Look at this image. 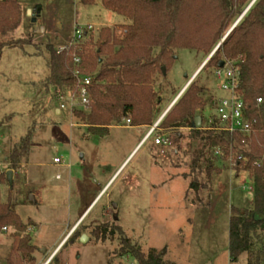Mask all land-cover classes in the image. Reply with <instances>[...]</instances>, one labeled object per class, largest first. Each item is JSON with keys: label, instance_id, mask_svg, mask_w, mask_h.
Listing matches in <instances>:
<instances>
[{"label": "rangeland", "instance_id": "rangeland-1", "mask_svg": "<svg viewBox=\"0 0 264 264\" xmlns=\"http://www.w3.org/2000/svg\"><path fill=\"white\" fill-rule=\"evenodd\" d=\"M18 1L23 6L22 23L7 38L25 39L30 45L5 47L0 58V173L5 176L0 177V203H13L29 225L36 255L42 256L47 248L45 259L68 224L73 226L86 211L50 259L54 258L52 264H138L121 250L125 237L144 252L156 248L176 264H232L231 209L253 206L252 182L246 172L228 162L210 179L204 169L193 171L190 128L169 133L157 129L138 145L158 119L151 127L137 129L125 118L108 135H92L73 115L80 102L61 99L53 87H44L49 69L44 54H35L36 46L44 49L52 43L57 50L66 48L76 26L86 25L93 27L97 40L103 27L117 28L128 21L105 9L99 0L91 6L80 0ZM28 8L35 12L29 14ZM213 51L205 55L175 50L176 59L166 76L158 74L155 83L162 110ZM194 79L204 90L206 105L198 116L202 127H207L215 102L226 93L213 66H203ZM31 128L28 158L11 169L6 157ZM157 136H170V144H155ZM9 170H13L12 184ZM103 224L108 232L98 236L95 228ZM16 233L12 227L0 232V264H9ZM261 260L264 264V247ZM246 261V256L239 260Z\"/></svg>", "mask_w": 264, "mask_h": 264}, {"label": "trees", "instance_id": "trees-1", "mask_svg": "<svg viewBox=\"0 0 264 264\" xmlns=\"http://www.w3.org/2000/svg\"><path fill=\"white\" fill-rule=\"evenodd\" d=\"M80 1L88 6L98 2ZM99 1L105 9L128 22L117 28L103 27L97 40L92 31L86 32L82 39L73 37L62 51L52 43L46 44L44 49L36 46L35 54H44L49 69L44 87H53L58 97L67 94L78 96L83 80L90 77L91 84L87 86L88 108L75 109L73 115L77 123L86 126L92 135H108L110 128L125 118L133 127H151L165 111L161 109V97L155 90L157 75L166 76L162 67L169 70L176 59L175 50L189 49L209 55L225 38L205 67H217L221 61H231L238 66V92L246 103L248 116L255 122L252 135L230 134L215 122L207 127L195 128L198 111L206 105L204 90L196 79L182 92L158 127L166 133L180 128L191 129L189 148L193 171L204 169L210 179L220 165L231 161L236 170L247 173L253 186V206L250 209L232 207L229 254L232 264H241L239 260L243 256L247 257L245 264H262L264 0H255L251 6L253 0ZM22 18L23 6L18 0H0V58L5 47L24 49L30 45L25 39L7 38L8 34L19 28ZM229 29L231 32L227 35ZM122 30L127 33L123 34ZM259 98L261 102H258ZM2 125L0 122V136ZM33 131L34 128H31L11 148L6 157L11 169L20 167L27 160ZM217 148L222 150V156L215 155ZM240 156L241 159H238ZM0 177L3 179L4 173H0ZM28 226L13 203H0V232L10 227L18 232L9 264H39L37 247L27 232ZM107 232V226L95 228L98 236ZM121 250L131 254L138 264H176L156 248L144 252L128 237L122 238ZM53 260L48 264H52Z\"/></svg>", "mask_w": 264, "mask_h": 264}, {"label": "built area", "instance_id": "built-area-1", "mask_svg": "<svg viewBox=\"0 0 264 264\" xmlns=\"http://www.w3.org/2000/svg\"><path fill=\"white\" fill-rule=\"evenodd\" d=\"M92 29L93 27L91 25L88 26L86 25L83 28L76 26L75 38L82 39L86 34V32H90L92 31ZM122 32L123 34L127 33L126 30H122ZM64 49L65 48H61L59 49V51H62ZM215 52L216 49L207 58L203 66L206 65L208 60ZM76 61H79V59L76 58ZM203 66L201 68H203ZM214 70L216 77L218 78V80H220V89L224 91L226 95L217 99L214 113L208 119V125H211L212 123L215 122L219 125L220 129L230 134H241L244 137H250L254 132L255 122L248 116L246 103L242 95L238 92V85L240 82L238 66H236L234 62L228 61V62H224L223 67H219V66L214 67ZM195 76L193 78H190L186 87H188V85L194 80ZM90 84H91V78L86 77L83 80V87L81 88L78 96L75 94H67V95H62L60 98L61 99L68 98L71 99L72 102L74 99H76L77 101L80 102V106L86 109L88 108V104H89L87 86H89ZM182 92H180V94L174 99L173 103L171 104V107L179 98V96L182 94ZM261 101H262L261 98H259L258 102ZM61 108H65V105L62 104ZM165 114H163L160 117V119L155 123V125L149 130V132L145 136L144 141H147L149 138H151V136L154 135L156 130L159 129L158 125ZM155 144L164 147L169 145L170 141L167 137L157 136L155 137ZM222 154L223 152L220 148H217L215 150V155L222 156ZM238 159H241V156L238 157ZM55 162H60V160L56 158ZM230 164L235 166V164L232 163L231 161ZM249 189L253 190V186H250Z\"/></svg>", "mask_w": 264, "mask_h": 264}, {"label": "crops", "instance_id": "crops-1", "mask_svg": "<svg viewBox=\"0 0 264 264\" xmlns=\"http://www.w3.org/2000/svg\"><path fill=\"white\" fill-rule=\"evenodd\" d=\"M28 10H32V9H30V8H28ZM206 61H204L201 65H200V67L197 69V71L193 74V76L191 77V78H193L198 72H199V70L201 69V67L204 65V63H205ZM187 84H188V82L184 85V87H182L180 90V92H182L184 89H185V87L187 86ZM180 94V93H179ZM173 103V102H172ZM172 103H170L167 107H166V109H165V111H164V114L170 109V107H171V104ZM161 106H162V104H161ZM57 113L58 114H61V111L60 110H57ZM160 119V118H159ZM158 119V120H159ZM202 123H203V119H202ZM135 128H137V129H143V128H145V126H142V127H135ZM149 130L150 129H148V132H149ZM147 132V133H148ZM147 133H146V135H147ZM145 135V136H146ZM145 136L143 137V139H141V141H140V143L138 144V145H141L143 142H144V139H145ZM145 143H146V141H145ZM98 198V197H97ZM96 198V199H97ZM96 199H94V201L91 203V205L95 202V200ZM86 212V211H85ZM85 212H84V214H85ZM84 214H82L80 217H79V219L73 224V226H70V224H68V229H67V231L66 230H63V232L65 233L63 236H62V234H63V232H62V234L60 235L62 238H61V240H60V242L59 243H57L55 246H54V248H53V250L51 251V253L44 259L43 257H45V255L48 253V249L46 248L45 249V252H42V256L40 255V256H38V259H39V264H47L49 261H50V259L52 258V256L56 253V251L58 250V248L60 247V245L63 243V241L71 234V232L78 226V224H79V222L81 221V219L83 218V216H84ZM60 227H63V223L62 224H60L59 225Z\"/></svg>", "mask_w": 264, "mask_h": 264}, {"label": "water", "instance_id": "water-1", "mask_svg": "<svg viewBox=\"0 0 264 264\" xmlns=\"http://www.w3.org/2000/svg\"><path fill=\"white\" fill-rule=\"evenodd\" d=\"M254 1L255 0H253L252 1V3L250 4V6L254 3ZM249 6V7H250ZM249 7L244 11V13L240 16V18L237 20V22L235 23V25L239 22V20L243 17V15L245 14V12H247V10L249 9ZM35 12V11H34ZM33 12V10H28V13L29 14H32V13H34ZM234 25V26H235ZM233 26V27H234ZM233 29V28H232ZM231 29V30H232ZM43 30V29H42ZM231 30L227 33V35L231 32ZM227 35H226V37H227ZM225 39V38H224ZM223 39V40H224ZM223 42V41H222ZM222 42H220L219 43V45L217 46V48H216V50L219 48V46L221 45V43ZM219 67H223L224 66V62L223 61H221L220 63H219V65H218ZM162 71H163V73L164 74H166L167 73V70H166V67H162ZM202 127V118L200 117V116H197L196 118H195V128H201ZM7 178H8V180H9V182H10V184H12L13 183V170H9L8 172H7ZM242 212H243V210H242ZM83 237H86L85 235L83 236ZM42 252H45V249L44 250H42Z\"/></svg>", "mask_w": 264, "mask_h": 264}, {"label": "flooded vegetation", "instance_id": "flooded-vegetation-1", "mask_svg": "<svg viewBox=\"0 0 264 264\" xmlns=\"http://www.w3.org/2000/svg\"><path fill=\"white\" fill-rule=\"evenodd\" d=\"M113 207V206H112ZM114 208V207H113ZM113 219L115 220V221H117L118 220V217H117V215H114L113 216ZM104 226H106V224H103ZM81 237V236H80Z\"/></svg>", "mask_w": 264, "mask_h": 264}]
</instances>
